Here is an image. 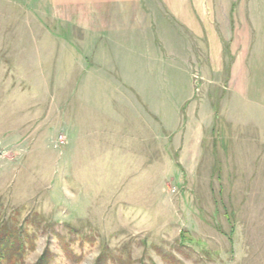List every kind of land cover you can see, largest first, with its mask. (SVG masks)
<instances>
[{
  "label": "rangeland",
  "instance_id": "1",
  "mask_svg": "<svg viewBox=\"0 0 264 264\" xmlns=\"http://www.w3.org/2000/svg\"><path fill=\"white\" fill-rule=\"evenodd\" d=\"M30 5L0 0V217L31 241L15 264H264V111L222 115L221 75L186 81L158 49L140 72L178 87L139 98Z\"/></svg>",
  "mask_w": 264,
  "mask_h": 264
},
{
  "label": "crops",
  "instance_id": "2",
  "mask_svg": "<svg viewBox=\"0 0 264 264\" xmlns=\"http://www.w3.org/2000/svg\"><path fill=\"white\" fill-rule=\"evenodd\" d=\"M19 1L31 4L34 17L73 30L80 48L116 67L114 81L127 83L139 98L161 99L163 92L178 87L180 79L173 76L140 72L146 64L142 60L156 59L153 51L158 49L168 52L167 62L160 63L174 65V72L183 70L186 81L192 71L201 79H207L209 71L221 75L228 98L222 115L235 109V102L264 111L254 100H264L258 84L264 81V74L250 79L252 64L257 67L264 62V0ZM147 82L172 84L158 90L156 85L141 84ZM153 88L156 93L148 94Z\"/></svg>",
  "mask_w": 264,
  "mask_h": 264
},
{
  "label": "trees",
  "instance_id": "3",
  "mask_svg": "<svg viewBox=\"0 0 264 264\" xmlns=\"http://www.w3.org/2000/svg\"><path fill=\"white\" fill-rule=\"evenodd\" d=\"M25 243L31 246L23 226H17L11 220L0 217V264H15L23 258ZM51 259V252L46 248L34 264H51ZM97 264H104L102 257H99Z\"/></svg>",
  "mask_w": 264,
  "mask_h": 264
},
{
  "label": "clouds",
  "instance_id": "4",
  "mask_svg": "<svg viewBox=\"0 0 264 264\" xmlns=\"http://www.w3.org/2000/svg\"><path fill=\"white\" fill-rule=\"evenodd\" d=\"M98 255H99L98 253L94 254L92 259L95 260L98 257Z\"/></svg>",
  "mask_w": 264,
  "mask_h": 264
}]
</instances>
